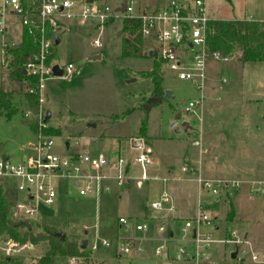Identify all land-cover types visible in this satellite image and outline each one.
Segmentation results:
<instances>
[{"label": "rangeland", "instance_id": "374dc122", "mask_svg": "<svg viewBox=\"0 0 264 264\" xmlns=\"http://www.w3.org/2000/svg\"><path fill=\"white\" fill-rule=\"evenodd\" d=\"M162 2L164 0H137L134 13L143 8L153 9ZM102 3L111 8L114 16L104 26L102 48L95 50L89 45L97 35L91 30L92 21L60 35L53 63L64 69L71 64L73 69L69 73L64 70L68 80L53 77L44 83L42 106L50 114L48 126L60 132L52 138L56 154L67 156L78 152L92 158L101 154L109 164L115 163L119 154L130 163V180L121 187L110 181L102 182V187H110L108 192L101 189L84 197L78 196L73 179L53 180L57 203L43 209L39 218H45L68 240L77 244L86 241V250L97 264H261L253 262L251 257L258 256V261L264 257V196L250 202L245 190L231 192L234 210L231 222L226 221L228 203L224 202V197L217 201L204 199L213 220L212 226L204 230L211 233L214 240L223 241L235 231L237 239L242 241L210 245L209 249L201 250L207 259L195 257L192 230L184 233L181 228L196 217L202 194L196 183L197 175L192 172L197 164L192 161L202 159L195 171L207 179L264 180V62L242 63L235 56L227 60H208L203 89L199 91L191 82L178 79L182 70L191 67L188 59L191 52L187 49L181 70H171L166 62L161 64V86L164 94L170 92L169 97L163 98L162 94L160 103L146 108L152 84L142 73L153 69V60L121 56L122 13L117 10L121 1L102 0ZM207 14L210 19L263 21L264 0H207ZM158 48L155 40L143 38V53ZM95 56L99 58L92 60ZM0 91L16 97L24 93L1 61ZM201 96L203 100L189 112L187 104L199 101ZM176 115L179 119H175ZM143 121L144 138L149 141L154 158L172 161L171 175L165 177L164 173L154 171L149 175L173 179L181 174L182 167H186L188 172L182 181L169 180L162 184L149 180L143 181L141 188L135 186L132 178H139L141 171L130 159L129 146L131 140L139 137ZM173 122L178 129L181 123L187 122L191 130L188 133L171 130ZM28 124L19 115L12 122L0 120V158L18 164L31 152L36 135L31 133ZM117 139L121 142L120 150L113 149L111 155L109 151ZM194 140L199 142L201 154L179 150L189 148ZM163 190L171 198V203L164 208L172 205L171 212L155 211L150 207ZM4 195L11 205L23 202V196L17 195L11 186L5 189ZM9 217L22 221L15 218L13 206H10ZM119 218L128 221V231L119 225ZM33 220L35 218H31ZM138 224L145 226V232L135 231ZM159 229L162 232L159 233ZM122 236L140 242L143 253L133 250L123 255L119 242ZM101 241L109 245L104 247ZM92 245L96 246L94 250H91ZM161 245L164 252L156 256L154 251ZM33 246L31 251L22 252L16 259L22 264H35L45 250V243ZM234 253L236 257L232 258ZM53 264H66V260L55 258Z\"/></svg>", "mask_w": 264, "mask_h": 264}, {"label": "built area", "instance_id": "2783aa9c", "mask_svg": "<svg viewBox=\"0 0 264 264\" xmlns=\"http://www.w3.org/2000/svg\"><path fill=\"white\" fill-rule=\"evenodd\" d=\"M125 9L122 18H137L140 20V33L144 38H151L159 44L156 50L160 59L169 63L171 70H181L182 61H185V50H190L188 58L191 61V67L182 70L178 74V79L191 82L194 87L202 91L205 79L204 69L208 60L220 61L227 60L233 56L238 57L237 53L229 57H222L218 52H209L205 46V30L209 20L207 14V0H164L153 9L143 8L138 13H134L137 6V0H125ZM120 5L118 6V9ZM114 19L111 8L102 3V0H0V61L6 70H10L14 56L12 52L20 49L22 44H26L33 51L25 60L22 71H25L26 80L21 81L19 86L23 92L33 95L37 98V107L34 110H25L23 118L28 122L37 125L35 145L31 152L18 164L10 162L5 158H0V179L4 181V188L11 186L17 195L23 196V202L12 204L15 208V218L25 221L30 226L40 215L43 209L53 206L57 196L53 180L71 178L74 180V186L78 196L84 197L99 192L101 189L105 192L110 187L101 186L102 182L115 183L121 187L130 180V163L126 158L117 157L113 164H109L103 155L99 154L92 158L84 153H68L67 156H61L53 151V136L46 135L43 130L50 128L45 120L47 111L43 109L44 102V83L55 77L53 68L57 66L64 77V70L69 73L73 66L68 64L66 68L54 64L56 51L55 48L60 44V35L74 26H84L92 21L91 30L96 32L95 38L90 40L89 45L99 50L102 48L101 36L104 26ZM261 22V32L264 36V20ZM55 38L58 43H55ZM223 83L225 80L222 81ZM203 100H192L187 104V110H192ZM174 131L178 129L175 122L170 125ZM153 150L150 145L140 142L132 148L130 159L140 168L139 180H156L162 184L170 179L150 176L152 170ZM197 168L199 163L197 162ZM196 183L202 193L198 200L196 217L191 221H186L181 230L185 233L192 230V241L195 245V257L207 259L206 253L201 250H207L210 245L219 242L241 243L237 239L236 232L229 235L228 240H214L211 233L205 231L211 227L213 220L208 215V205L204 199H213L217 201L222 197L230 195L231 192L239 193L246 191V198L252 202L255 199L264 196V180L251 181L241 179H207L198 171H195ZM188 172L186 167L180 169L182 179ZM84 183V184H83ZM171 203L170 196L163 190L158 200L152 202L150 207L159 211L162 209L171 212L174 210L170 205L164 208L165 204ZM42 212V213H41ZM31 218L35 220L31 221ZM118 223L125 228L130 229V224L125 218H119ZM137 232H145L144 225L134 227ZM217 229V228H216ZM158 232H162L161 229ZM169 233V237H171ZM119 242L122 245L121 253L129 255L135 250L137 253H143L144 249L140 242L127 237H120ZM245 243H247L245 241ZM104 247L109 243L101 241ZM91 246V250L95 249ZM34 248L29 242L20 243L12 239H6L0 236V256L16 258L22 252H29ZM164 246L157 247L154 251L156 256L162 255ZM167 257L166 254H163ZM179 259V256H177ZM66 264H82L78 258H66ZM253 262L264 264V257L258 261V256H252Z\"/></svg>", "mask_w": 264, "mask_h": 264}, {"label": "trees", "instance_id": "16d2710c", "mask_svg": "<svg viewBox=\"0 0 264 264\" xmlns=\"http://www.w3.org/2000/svg\"><path fill=\"white\" fill-rule=\"evenodd\" d=\"M140 26V20L137 18H122V57H142L143 37L140 33ZM205 46L209 52H218L222 57H229L237 53L238 59L242 63L264 62V36L261 32L260 21L211 19L206 25ZM32 51L24 43L19 50L12 52L14 61L11 63L9 75L17 83L27 79L22 72V66ZM152 60L153 69L142 73V76L151 81V98L161 99L164 91L161 86L160 67L165 61L160 58L157 60L156 57ZM36 107L37 98L33 95L23 93L16 97L12 93L0 91V120L12 122L18 115L22 117L25 110H34ZM28 128L31 133L36 135L37 125L35 123L29 122ZM43 133L50 136L60 134L53 128L43 130ZM139 134L141 137L145 135V121L141 124ZM4 194V181L0 179V236L20 243L29 242L32 245L39 242L45 243V250L35 264H53L55 258L72 257L80 259L82 264H97L92 261L90 253L86 249H80L81 243L77 244L65 237L61 239V233L55 226L49 225L45 218L37 219L39 221L31 226H27L25 221L11 219L9 217L11 203L5 199ZM223 200L228 203L226 221L231 222L234 210L230 202V195L224 197ZM0 264L22 263L16 258L0 256Z\"/></svg>", "mask_w": 264, "mask_h": 264}, {"label": "crops", "instance_id": "0c3cea01", "mask_svg": "<svg viewBox=\"0 0 264 264\" xmlns=\"http://www.w3.org/2000/svg\"><path fill=\"white\" fill-rule=\"evenodd\" d=\"M220 20H235V19H220ZM238 20V19H237ZM237 59H238V57H237ZM239 60V59H238ZM223 81V80H222ZM188 137H190V134H188ZM145 138H144V136L143 137H141L140 135H139V137H136L135 138V140H131V142H130V151H131V153H132V148L134 147V146H136V145H139V141L140 142H144V143H146V144H148V145H150V143H149V141L148 140H144ZM120 145H121V142L117 139V141H115V143H114V146H113V148H111L110 149V153L109 154H113V152L116 150V151H119L120 150ZM66 148H68V145H66ZM113 149H114V151H113ZM179 150H181V152H191L192 154L193 153H200L201 154V149H200V147H199V142L198 141H196V140H194V141H192L191 142V144H190V147L189 148H182V149H180L179 148ZM72 153H78V152H72ZM29 154V153H28ZM167 154V153H166ZM168 157H170L169 155H167ZM118 157H119V154H118ZM158 157V156H157ZM201 160L202 159H200V160H198L197 162L199 163V165H200V162H201ZM197 162H194V161H192V163H197ZM172 161H171V159H169V158H165V160L164 161H162V160H158V159H155L154 158V156L152 155V170L151 171H154V173H164L165 175V177L166 176H168V175H171V168H172ZM194 164V165H195ZM154 177H157V176H154ZM178 177H180V175L178 176ZM178 177H174L173 179H170V180H173V181H176V182H178V181H182V179H177ZM184 178V177H183ZM132 180H133V182H134V184H135V186L137 187V188H141L142 187V182L139 180V178L138 177H136V176H133V178H132ZM200 198V197H199ZM57 199H58V194H57V196H56V199H55V201H54V204H53V207L56 205V203H57ZM199 200V199H198ZM197 206H198V204H197ZM64 234V233H63ZM87 246V245H86ZM163 264H170V263H168V262H164Z\"/></svg>", "mask_w": 264, "mask_h": 264}, {"label": "water", "instance_id": "95a60500", "mask_svg": "<svg viewBox=\"0 0 264 264\" xmlns=\"http://www.w3.org/2000/svg\"><path fill=\"white\" fill-rule=\"evenodd\" d=\"M120 1H121L120 8L117 9V10H118V12H123L124 9H125V4H124L125 0H120ZM55 43L56 44L58 43V39L57 38H55ZM141 56L142 57L155 58V57H157V52L156 51H150L147 54L142 53ZM98 58H99V56H95V57H92V60H95V59H98ZM22 72H23V74H25V71H22ZM61 74H62L61 70L58 69L57 66H54V68H53V75L55 77H60ZM169 93H170L169 91H166L165 94H164V96H163V98H168L169 97L168 96ZM160 102H161V99L151 98V99H149L146 108H149L150 106H153V105H155L157 103H160ZM49 117H50V114L47 113L45 120H48ZM175 119H179V115H176L175 116ZM181 129H182V131L184 133H188L191 130V127H190V125L187 122H183V123H181ZM139 144H140V141H139ZM60 237H61V239H64L65 235L63 233H61L60 234ZM86 245H87L86 241H83L80 244V249L81 250L86 249ZM235 257H236V253L232 254V258H235Z\"/></svg>", "mask_w": 264, "mask_h": 264}]
</instances>
